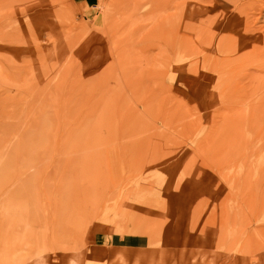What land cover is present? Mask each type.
I'll return each instance as SVG.
<instances>
[{
    "label": "rangeland",
    "instance_id": "1",
    "mask_svg": "<svg viewBox=\"0 0 264 264\" xmlns=\"http://www.w3.org/2000/svg\"><path fill=\"white\" fill-rule=\"evenodd\" d=\"M0 264H264V0H0Z\"/></svg>",
    "mask_w": 264,
    "mask_h": 264
},
{
    "label": "crops",
    "instance_id": "2",
    "mask_svg": "<svg viewBox=\"0 0 264 264\" xmlns=\"http://www.w3.org/2000/svg\"><path fill=\"white\" fill-rule=\"evenodd\" d=\"M77 2H80V3H86L87 5H90V1L91 0H76Z\"/></svg>",
    "mask_w": 264,
    "mask_h": 264
}]
</instances>
